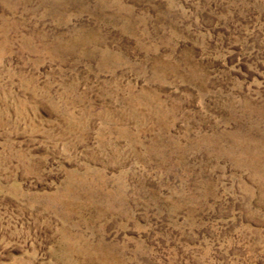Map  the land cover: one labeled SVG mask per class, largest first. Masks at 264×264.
<instances>
[{"label": "rangeland", "instance_id": "rangeland-1", "mask_svg": "<svg viewBox=\"0 0 264 264\" xmlns=\"http://www.w3.org/2000/svg\"><path fill=\"white\" fill-rule=\"evenodd\" d=\"M0 264H264V0H0Z\"/></svg>", "mask_w": 264, "mask_h": 264}]
</instances>
